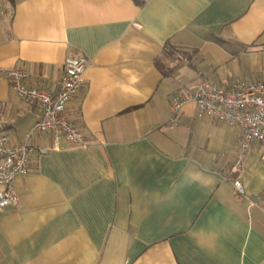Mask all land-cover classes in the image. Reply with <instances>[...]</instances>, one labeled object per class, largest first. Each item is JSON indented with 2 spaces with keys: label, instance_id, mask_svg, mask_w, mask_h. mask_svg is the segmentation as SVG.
<instances>
[{
  "label": "crops",
  "instance_id": "1",
  "mask_svg": "<svg viewBox=\"0 0 264 264\" xmlns=\"http://www.w3.org/2000/svg\"><path fill=\"white\" fill-rule=\"evenodd\" d=\"M69 54L90 62L65 109L85 145L32 135L39 106L0 77V130L32 147L0 264H264L260 145L239 194V130L189 98L205 76L264 80V0H0V67L56 91Z\"/></svg>",
  "mask_w": 264,
  "mask_h": 264
},
{
  "label": "built area",
  "instance_id": "2",
  "mask_svg": "<svg viewBox=\"0 0 264 264\" xmlns=\"http://www.w3.org/2000/svg\"><path fill=\"white\" fill-rule=\"evenodd\" d=\"M83 54L65 57L56 91L38 87L29 82L28 72L21 67L2 68L0 77H5L12 90L20 97L36 103L40 117L34 122L30 133H51L54 138H64L74 145H85L83 134L65 117L67 103L74 98L84 84L83 74L89 66ZM195 102L198 116H206L237 128L240 137L231 171L236 176L233 185L239 194H244L240 179L244 157L252 142H257L264 159V80L238 81L231 85H219L209 78L201 77L189 97ZM186 98L176 96L172 108L177 112ZM44 152L45 149H39ZM32 147L26 141H13L9 134L0 130V209L18 206L19 199L13 180L29 171Z\"/></svg>",
  "mask_w": 264,
  "mask_h": 264
},
{
  "label": "rangeland",
  "instance_id": "3",
  "mask_svg": "<svg viewBox=\"0 0 264 264\" xmlns=\"http://www.w3.org/2000/svg\"><path fill=\"white\" fill-rule=\"evenodd\" d=\"M170 52H171L170 56H173V58H174V56H176V55L179 54V55L182 57V58H180V60H179L180 62H181L182 60H184V59H187V58H186V57H187V54H188L187 52H185V53H184V52H183V53H179L180 51H179V52H174V50H170ZM160 64H161L164 68L166 67L165 63L162 62V63H160ZM205 77L208 78L207 76H205Z\"/></svg>",
  "mask_w": 264,
  "mask_h": 264
},
{
  "label": "trees",
  "instance_id": "4",
  "mask_svg": "<svg viewBox=\"0 0 264 264\" xmlns=\"http://www.w3.org/2000/svg\"><path fill=\"white\" fill-rule=\"evenodd\" d=\"M133 1H134V3H136L137 5L142 6V5L145 3L146 0H133ZM167 49L169 50V47H167L166 50H167ZM166 50H165V51H166ZM166 52H167V51H166ZM167 53H168V52H167ZM168 54H169V53H168ZM158 66L160 67L161 65L158 63Z\"/></svg>",
  "mask_w": 264,
  "mask_h": 264
}]
</instances>
